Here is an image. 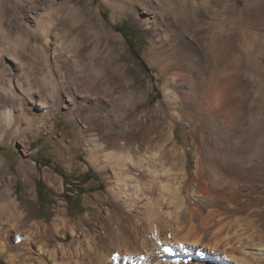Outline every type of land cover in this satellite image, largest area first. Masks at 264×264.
I'll return each instance as SVG.
<instances>
[{"label": "bare ground", "instance_id": "1", "mask_svg": "<svg viewBox=\"0 0 264 264\" xmlns=\"http://www.w3.org/2000/svg\"><path fill=\"white\" fill-rule=\"evenodd\" d=\"M215 1L235 18H207L208 0H104L114 24L116 18L128 17L150 34L143 56L163 90L153 108L137 90L125 104H116L114 90L99 74H88L80 83L67 74L55 78L50 73L40 83L24 85L20 93L32 99L35 109L53 104L69 116L82 117L91 133L89 163L108 179L102 195L105 216L101 210L91 212L98 224L104 220L103 235L82 227L90 222L88 213L76 222L66 209L56 211L48 225L33 224V241L31 231L0 223L4 237L14 234L27 264L264 263V70L260 74L254 67L246 73L258 81L261 77L262 83L255 84L260 99L253 127L243 131L240 125V110L253 90L248 80L243 82V66H249V51L258 43L264 48V0ZM93 12L98 18H84L86 24L95 30L98 43H105L108 58L120 63L115 48L123 52L120 36L100 9ZM55 23L54 18H41L37 31L27 26V34L40 36V48L51 52L48 67L62 63L65 70L81 60L51 41L47 25ZM235 47V65L228 68L227 55ZM10 58L19 56L11 51ZM225 74L230 78L224 85ZM0 90L21 104L15 89L0 84ZM140 103L146 108L134 113ZM9 107L0 130L14 126L15 135V108ZM24 178L29 193L30 181L26 174ZM9 195L8 189L0 190V213L23 221L25 228L21 204ZM85 202L93 201L86 197ZM68 234L69 243L47 242L52 235Z\"/></svg>", "mask_w": 264, "mask_h": 264}, {"label": "rangeland", "instance_id": "2", "mask_svg": "<svg viewBox=\"0 0 264 264\" xmlns=\"http://www.w3.org/2000/svg\"><path fill=\"white\" fill-rule=\"evenodd\" d=\"M204 4H207L204 5L208 11L207 18H222L226 15L235 18L234 12L227 10L224 13L221 4L219 6L215 0H208V3ZM97 9L101 10L107 24L122 40L123 52L115 47L121 56L120 63L108 58L105 43H98L95 30L85 22L84 18H98L93 12ZM41 18L55 19L54 26L47 25L51 41L56 43L64 54L78 56L81 60L78 65H71L65 70L62 63H53L51 67L50 64L49 67L46 65V56L48 54L50 58L51 52L46 53V47L40 48L42 44L40 36L34 33L27 34L28 27L37 31L38 20ZM116 19L117 24H114L112 10L104 0H0V73L4 75L0 74V84L20 93L23 92L22 88L26 83H40L42 82L40 77H49L50 73L55 78L67 74L80 83L88 74L91 78L99 74L102 82L114 90L116 104H125L137 90L142 96H148L147 106L153 108L155 103L163 98V90L162 81L157 77L156 70L143 56L145 48L150 47V34L137 27L131 18ZM259 45L258 43L253 51H249L251 52L249 66L246 64L243 66V76L241 75L243 82L248 80L252 87L250 90L253 89L249 100L240 110L242 113L240 125L243 131L250 130L253 127L252 123L256 121V108L258 109L256 103L260 99L259 97L257 100L258 95L255 91L258 80L255 75L251 79L246 73L254 67L260 74H262L260 70H264V48ZM11 51H15L19 59H11ZM238 52L239 49L235 47L228 53V68L235 65L233 58ZM258 54H261L260 59L256 58ZM225 75L224 85L230 78V75ZM132 79L134 84L130 82ZM259 80L261 81H258L257 86L262 83L261 77ZM262 91L264 94V89ZM5 94L0 90V122L6 114L5 109L13 106L17 119L16 127L19 130L17 129L18 133L15 135L14 126L0 130V190L8 189L11 199L21 204V211L27 217L28 224L24 228L23 221L13 222L3 217L1 213L0 223L3 226L11 224L17 229L31 231L30 240L33 241L37 238L33 224L48 225L56 211L66 209L67 216L76 222L79 217L88 213L90 222L82 227L89 229L91 234L97 230L103 235L101 225L104 220L100 219L98 224L92 213L101 210L105 216L107 204L102 202L105 199L102 195L107 188L108 179L106 176L101 177L89 163L88 145L91 133L87 124L82 117L69 116L64 109L53 104L44 109H35L32 99L28 100L22 93L21 104L12 102ZM33 96L34 99H38L39 94L35 93ZM41 99L44 100L42 97ZM213 103L214 106L218 105L214 100ZM145 108L146 106L140 103L134 113H139ZM259 112H262L261 108ZM261 115L262 113L259 118L262 120ZM77 163L80 164V168H77ZM24 174L30 181V194L24 183ZM98 195L102 198L98 199ZM86 197L93 202L86 203ZM79 227L80 225L78 229ZM81 239L84 246V240ZM70 241V234L66 238L52 235L47 240L49 245L66 244ZM17 247L14 234L7 239L0 233V264H27ZM204 250L212 254L209 249Z\"/></svg>", "mask_w": 264, "mask_h": 264}, {"label": "trees", "instance_id": "3", "mask_svg": "<svg viewBox=\"0 0 264 264\" xmlns=\"http://www.w3.org/2000/svg\"><path fill=\"white\" fill-rule=\"evenodd\" d=\"M120 31V30H119Z\"/></svg>", "mask_w": 264, "mask_h": 264}]
</instances>
